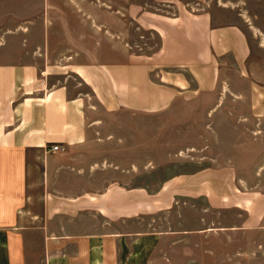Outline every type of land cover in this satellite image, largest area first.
<instances>
[{"label": "crops", "instance_id": "crops-1", "mask_svg": "<svg viewBox=\"0 0 264 264\" xmlns=\"http://www.w3.org/2000/svg\"><path fill=\"white\" fill-rule=\"evenodd\" d=\"M127 1L0 0V264H264V0Z\"/></svg>", "mask_w": 264, "mask_h": 264}, {"label": "rangeland", "instance_id": "rangeland-1", "mask_svg": "<svg viewBox=\"0 0 264 264\" xmlns=\"http://www.w3.org/2000/svg\"><path fill=\"white\" fill-rule=\"evenodd\" d=\"M133 1H135L136 3H139V4H144V5H146V4L152 5V6L153 5H158L157 7H160L162 9H164V7L166 8L165 0H133ZM122 2H123V0H122ZM125 3H128V1L125 0ZM254 5L255 4H253V6ZM141 31H143V32H141ZM141 31L133 30V34L131 35L132 36V40L135 41L136 44L138 43L136 45L137 50H143V49H147V50L150 49L151 50V49L155 48L156 44L159 41L158 37H156L155 35H151L149 32H147L145 30H141ZM140 35H142V36H140ZM146 41H147V45L144 43ZM189 167H191V165H189ZM158 177H160V174L153 173V178L154 179H156ZM154 185H155V183H154ZM34 193H38L37 190H34ZM183 210L185 211L186 214L187 213L189 214V212H190V215H191V211H189V208L183 207ZM155 216L159 217V216H161V214L158 213Z\"/></svg>", "mask_w": 264, "mask_h": 264}, {"label": "built area", "instance_id": "built-area-1", "mask_svg": "<svg viewBox=\"0 0 264 264\" xmlns=\"http://www.w3.org/2000/svg\"><path fill=\"white\" fill-rule=\"evenodd\" d=\"M63 149H64V147L62 145L54 144V145L51 146L50 151L57 152V151H61Z\"/></svg>", "mask_w": 264, "mask_h": 264}]
</instances>
